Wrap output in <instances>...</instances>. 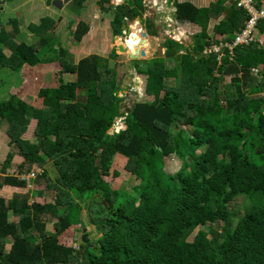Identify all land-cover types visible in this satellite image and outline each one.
Segmentation results:
<instances>
[{
    "label": "trees",
    "instance_id": "obj_1",
    "mask_svg": "<svg viewBox=\"0 0 264 264\" xmlns=\"http://www.w3.org/2000/svg\"><path fill=\"white\" fill-rule=\"evenodd\" d=\"M14 1H0V14L1 3ZM79 1L82 6L87 0ZM112 1L98 4L106 13L115 8L111 26L115 36H122L125 17H141L145 6L143 0L117 6ZM175 6L176 19L198 25L200 31L187 45L167 36L166 56L131 61L138 74L147 76L146 95L152 100L130 106L120 96L119 73L110 68V60L118 59L116 49L107 58L92 55L77 65L64 63L69 55L54 19L44 17L28 26L38 42L29 45L23 38L14 40L20 33L16 19L9 20L12 29L7 31L0 15L1 71L19 73L24 66L62 61L61 72L77 76L69 82L60 77L58 87L42 88L41 108L16 95L0 100V120L7 123L6 134L24 160L18 165L20 175L8 174L16 156L9 152L0 164V190L26 188L29 181L19 176L36 166L41 173L35 181H45L55 191L53 203H30L20 194L9 200L0 196V264H264V46L257 40L225 47L221 58L206 53L217 34L233 41L248 13L227 0L207 7L175 0ZM221 16L210 31L211 20ZM151 21L148 33L156 36ZM258 28L264 31V19ZM135 29L141 36V27ZM89 31L79 20L71 35L79 43ZM166 57L178 62L168 67ZM179 73L180 84L169 85ZM226 76L236 87L233 95H227ZM118 118L126 129L111 134ZM32 121L36 143L24 137ZM175 126L193 131L176 132ZM118 154L127 158L125 169L140 181L131 191L113 189L104 179ZM173 155L182 164L168 173L165 159ZM50 163L60 175L55 182L45 168ZM33 194L42 197L45 191ZM241 196H246L243 215L229 207ZM10 214L19 220L10 221ZM47 216L57 219L54 232L47 231ZM220 223L223 231L213 230L210 238L206 226ZM77 225L84 228L86 242L77 240ZM94 225L102 233L95 240Z\"/></svg>",
    "mask_w": 264,
    "mask_h": 264
},
{
    "label": "rangeland",
    "instance_id": "obj_2",
    "mask_svg": "<svg viewBox=\"0 0 264 264\" xmlns=\"http://www.w3.org/2000/svg\"><path fill=\"white\" fill-rule=\"evenodd\" d=\"M98 1L100 0H87L81 6L79 4V0H73V2L69 0H52L51 2H48L47 0H15L11 3H1L2 11L0 15L3 21V26L7 31H11L12 29L9 20L12 18L16 19L20 33L14 37V40L19 42V40L23 38L24 41L29 45H37L38 42L37 38L33 36L35 34L29 31L28 26L31 24H39V22L44 17H51L54 19L57 22L55 31L59 36L60 44L66 48L67 56L69 55L68 57L62 59L64 63L67 62L77 65L83 57H89L92 55H98L100 57L107 58L112 53L113 49H116L118 59L116 58L115 60H110V68L116 69L119 73V79L121 81L120 84L123 89V92L120 94V96L127 97L126 106H130L134 101L141 102L152 100L151 96L146 95L147 76L145 77L138 74L127 53L119 51V46H123L119 42L124 43L125 37L122 36L118 38V36H115L113 33V28L110 26V22L114 16L115 8H112L110 13H106L103 11V6L98 4ZM123 2V0L112 1L115 6L122 4ZM171 5L172 4H170V6L160 7V10L157 9V12L162 10L163 16L160 13L157 14L154 9H150L148 6L145 8L142 17H134L129 19L128 22L130 23H134L139 19L145 31L147 20L150 19L152 20V28L157 31L156 36L152 34L148 35L146 45L145 41L143 42L144 46L142 49L146 48L148 54L147 57L142 58L141 61H150L151 59L164 56L166 48L163 47V41L167 36L174 38V40H178L185 45L193 43V34L200 31V27H195L194 25L190 24L189 26H187V24L182 25L181 22L176 20L173 7L171 8ZM164 11L166 13H164ZM89 14L92 15V18L88 16ZM167 14L171 15L173 18H169L168 16L166 17ZM95 15L98 17L93 19V16ZM105 18L109 19L107 27H105L104 23H102ZM80 19L87 23V25L90 27V31L88 35L86 34L81 42L76 43L75 39L72 35H70V33L72 28L75 26L74 23ZM137 26L138 29H140V26ZM182 26H184V28H182ZM122 29L124 30V25L122 26ZM210 31H212V27ZM181 32H183V34H181ZM184 33L186 34L185 36H187V38H182ZM257 36L261 45L264 46V31L261 33L258 29ZM105 37L109 38V42L106 43V39H104ZM135 38H137L138 41H142V39H144L140 36L138 31L137 34L134 35L133 39ZM142 49L135 48V52L140 53V50ZM180 53H184V50H180ZM9 54L10 52L4 49V55L8 56ZM165 59L168 63V67H173L178 62V59H170L169 57H166ZM42 66L43 65H39L38 67L24 66L19 73H11L7 72L6 70H0V76L2 79L0 82L2 89L0 91V100L8 99L11 95H16L26 103L37 108H41L42 99L39 97V92L42 88L58 87L60 85V77L63 78L64 82L75 81L77 78L75 74L61 72L63 70L62 61H57L48 67ZM261 67L262 66L255 68L254 72L258 71ZM180 81L181 75L179 73L177 77L169 79L167 83L169 85H179ZM225 81L227 95H233L236 87L231 82V76H226ZM245 89H249V86ZM123 126V118L116 119L114 126L116 127L115 129L117 131H121L124 129ZM35 127L36 121H32L28 132L24 135V137L29 139L32 143H36L38 141L34 135ZM181 128L187 129L189 133H192L193 131L191 127L182 126H180V128H174V130L177 132ZM7 129V123H5L3 120H0V164L5 161L9 152H15L16 156L13 160V166L7 173L10 175H20V169L18 165L24 160L22 156L19 155V153L15 150L12 140L8 138L6 134ZM127 161L128 160L126 157L120 154L116 155L111 168V175L109 177H104V179L109 184H111L113 189L122 188L127 191H131L133 187L139 184V179H137L135 175L131 174L125 169ZM165 162V169L168 173H176L182 164L181 161L174 155L166 158ZM45 168H47V171L49 172L50 180L55 182V180L60 176L55 167L50 163L47 164ZM26 171L27 169H25L24 172ZM40 171L41 170L34 166L30 173L26 175L24 173L19 176L20 179L29 181V184L26 188L7 187L3 191H0V196L4 197L6 200H9L13 196L20 194L22 197H28L30 203H53L55 201V191L51 190V188H48L45 181H40V183L35 181L37 175H39L37 172L41 173ZM114 172H118L119 176L117 177L113 175ZM30 179H32V181ZM40 190L45 191L44 196L35 197L33 193ZM51 191H54V193ZM244 198H246V196L239 197L229 206L231 207V210L237 209L239 211V215L244 214L243 208L244 203H246ZM250 204L252 205V202H250ZM83 206L85 205L83 204ZM86 216L88 217V208H84L83 211L84 226L90 224ZM9 219L10 221L17 222L19 217H15L10 214ZM45 219H48L47 231L54 232L53 225L57 219L50 216L45 217ZM206 227H204V229L206 228V231L210 233V238L214 237L213 230L223 231V223L212 225L211 228H208V226ZM75 229L77 240L80 241L84 235L82 233L84 228L81 229V227L77 225ZM101 235L102 233L98 230V227L96 228L94 225V227L91 228V238L95 240L101 237ZM7 241L8 244L6 251L8 252L10 250V244L12 240L8 239ZM69 244L76 247L79 245L74 241H70Z\"/></svg>",
    "mask_w": 264,
    "mask_h": 264
},
{
    "label": "built area",
    "instance_id": "obj_3",
    "mask_svg": "<svg viewBox=\"0 0 264 264\" xmlns=\"http://www.w3.org/2000/svg\"><path fill=\"white\" fill-rule=\"evenodd\" d=\"M237 6L246 10L249 15L245 26L241 31L235 33L233 41L226 40L223 35L216 36L217 42H211L205 46L206 53H220L219 58L223 55V48L229 47L232 50L239 44L248 45L258 39V24L264 19V0H232ZM260 41V40H259ZM40 170V169H39Z\"/></svg>",
    "mask_w": 264,
    "mask_h": 264
},
{
    "label": "crops",
    "instance_id": "obj_4",
    "mask_svg": "<svg viewBox=\"0 0 264 264\" xmlns=\"http://www.w3.org/2000/svg\"><path fill=\"white\" fill-rule=\"evenodd\" d=\"M69 1H71V2H73V0H69ZM123 1H125V0H123ZM179 2H191V3H193L194 5H196V6H198V7H207V6H210L212 3H214L215 1H217V0H178ZM70 2V3H71ZM229 2H232V0H227V3H229ZM143 3H144V6H145V8L146 7H148L149 6V4H151L149 7H150V9H154L155 11H156V13L158 14V13H160L162 16H163V14H162V10L160 11V12H157L158 10L157 9H159L160 10V7H165V6H170V4H172L171 5V8L173 7V11H174V13H175V10H176V6H175V0H143ZM108 13H110V12H108ZM164 13H166L165 11H164ZM89 17H91L92 15L91 14H89L88 15ZM169 17V18H173L171 15H169V14H167L166 15V17ZM175 16V15H174ZM98 17V16H97ZM96 17V15L95 16H93V19H96L97 18ZM138 17H140V16H138ZM142 17V16H141ZM92 18V17H91ZM90 18V19H91ZM176 18V17H175ZM223 18V16H221L220 18H218V19H212L211 20V22H210V29H211V27H212V31H213V26L218 22V21H220L221 19ZM129 17H125V23H124V25L126 24L127 25V27H129L131 24L133 25L134 23H130V22H128L129 21ZM81 20V19H80ZM177 20V19H176ZM79 21V20H78ZM77 21V22H78ZM112 21V20H111ZM180 22V21H179ZM102 23H104V25H105V27H107V25H108V23H109V19H104L103 21H102ZM182 23V22H181ZM67 24H68V20H67ZM129 24V25H128ZM185 24H187V26H189V24L190 25H192L191 23H182V25H185ZM74 27L72 28V30H74L75 28H76V22L74 23ZM142 25V24H141ZM110 26H111V22H110ZM195 27H199L198 25H194ZM112 27V26H111ZM142 27V29L144 30V28H143V26H141ZM145 28H146V32H147V34L149 35V33H148V27H147V23H146V25H145ZM182 28H184V26H182ZM125 30V29H124ZM123 30V31H124ZM185 30V29H184ZM133 31V30H132ZM89 34V33H88ZM87 34V35H88ZM181 34H183V32H181ZM70 35H71V33H70ZM151 35V34H150ZM186 34L184 33V35L182 36V38L183 37H185V38H187V36H185ZM218 36H220V35H222V34H217ZM155 36V35H154ZM85 37V36H84ZM181 38V39H182ZM104 39H106L105 41H106V43L107 42H109V38L108 37H105ZM187 45V44H186ZM145 50V52H146V54H148V52L146 51V48L144 49ZM84 58H86V57H83L82 59H84ZM130 61H132V60H130ZM132 63V62H131ZM50 65H53V64H44L42 67H48V66H50ZM133 65V64H132ZM36 67H38V66H36ZM135 68V67H134ZM142 76H145V75H142ZM146 77V76H145ZM7 187H10V186H5L3 189H1L0 191H3L4 189H6Z\"/></svg>",
    "mask_w": 264,
    "mask_h": 264
},
{
    "label": "water",
    "instance_id": "obj_5",
    "mask_svg": "<svg viewBox=\"0 0 264 264\" xmlns=\"http://www.w3.org/2000/svg\"><path fill=\"white\" fill-rule=\"evenodd\" d=\"M135 24V25H134ZM133 25L131 24L129 27H127V25L125 24L124 25V29H126V32H125V34L124 35H126L125 36V40H129L132 36V29H133V26H137V25H139L140 27H141V23H140V20H137L135 23H134ZM142 29V28H141ZM143 30V29H142ZM141 36L144 38V39H142V43L144 42V41H147V38H148V34H147V32L145 31V30H143L142 31V34H141ZM119 51L120 52H123V53H127V55L129 56V58H130V60H141L142 58H146L147 57V54H146V52H145V50L144 49H142V50H140V53L139 52H137V53H139V54H135V53H129V49H127V48H125V47H123V46H119ZM116 127H113L111 130H110V133L111 134H114V133H117L118 131L115 129ZM124 129H126V126H124ZM101 227L99 226L98 227V229H100ZM85 231V230H84ZM83 241H87V235L86 234H84L83 235Z\"/></svg>",
    "mask_w": 264,
    "mask_h": 264
},
{
    "label": "bare ground",
    "instance_id": "obj_6",
    "mask_svg": "<svg viewBox=\"0 0 264 264\" xmlns=\"http://www.w3.org/2000/svg\"><path fill=\"white\" fill-rule=\"evenodd\" d=\"M135 27H138V26H133L132 33H134V35L137 34V30L135 29ZM141 33H142V31H141ZM131 36L132 37L128 40V42H124L123 44H122V42H119V43L122 44L123 47H125V48H132L131 50H134V51H135V48L142 49L144 46V43H142L141 41H138L137 38L133 39V43H130V41L133 38V35H131ZM145 45H146V41H145Z\"/></svg>",
    "mask_w": 264,
    "mask_h": 264
},
{
    "label": "clouds",
    "instance_id": "obj_7",
    "mask_svg": "<svg viewBox=\"0 0 264 264\" xmlns=\"http://www.w3.org/2000/svg\"><path fill=\"white\" fill-rule=\"evenodd\" d=\"M150 5H151V4H149V6H150ZM138 20H139V19H138ZM140 23H141V22H140ZM141 26H142V25H141ZM141 28H142V27H141ZM125 32H126V29L123 31V34H122L123 37L126 36V35L124 36ZM88 33H89V32H88ZM88 33H87V34H88ZM131 34H132V33H131ZM85 36H86V35H85ZM122 36H118V38H119V37H122ZM116 39H117V38H116ZM124 42H128V41L125 40V38H124ZM122 44H123V43H122ZM114 126H115V125H114ZM124 126H125V125H124ZM124 126H123V127H124ZM119 132H120V131L118 130V133H119Z\"/></svg>",
    "mask_w": 264,
    "mask_h": 264
},
{
    "label": "flooded vegetation",
    "instance_id": "obj_8",
    "mask_svg": "<svg viewBox=\"0 0 264 264\" xmlns=\"http://www.w3.org/2000/svg\"><path fill=\"white\" fill-rule=\"evenodd\" d=\"M142 31V30H141Z\"/></svg>",
    "mask_w": 264,
    "mask_h": 264
}]
</instances>
